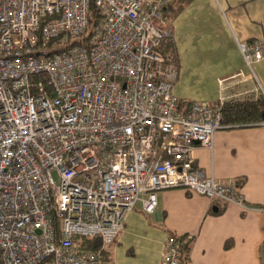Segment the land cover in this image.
Listing matches in <instances>:
<instances>
[{
    "label": "built area",
    "instance_id": "built-area-1",
    "mask_svg": "<svg viewBox=\"0 0 264 264\" xmlns=\"http://www.w3.org/2000/svg\"><path fill=\"white\" fill-rule=\"evenodd\" d=\"M92 1L90 27V0H0V264H107L126 212H152L162 188L242 204L235 182L193 164L227 125L222 99L178 107L158 49L172 0ZM236 42L255 77L264 41ZM184 240L168 233L158 264H180Z\"/></svg>",
    "mask_w": 264,
    "mask_h": 264
},
{
    "label": "crops",
    "instance_id": "crops-1",
    "mask_svg": "<svg viewBox=\"0 0 264 264\" xmlns=\"http://www.w3.org/2000/svg\"><path fill=\"white\" fill-rule=\"evenodd\" d=\"M177 68L171 91L180 101L215 102L264 94V52L249 74L237 40L264 41V0H189L170 19ZM193 164L235 182L242 204L183 186L156 191L152 212L140 201L106 246L107 264H158L168 233L190 237L180 264H264V123L222 126L211 148L195 145Z\"/></svg>",
    "mask_w": 264,
    "mask_h": 264
},
{
    "label": "trees",
    "instance_id": "trees-1",
    "mask_svg": "<svg viewBox=\"0 0 264 264\" xmlns=\"http://www.w3.org/2000/svg\"><path fill=\"white\" fill-rule=\"evenodd\" d=\"M189 0H172L162 7V13L166 19V23L169 24L176 13L182 8V6ZM89 16L90 27L97 20L99 16L98 7L92 0L89 2ZM89 27V28H90ZM158 49L165 55L170 56L175 60L173 53V46L170 37L163 38L158 45ZM179 109L186 108L191 101L177 100ZM220 120L223 124L228 126L240 125L247 123H257L264 117V94L259 93L256 96H249L245 98H230L224 99L220 107ZM184 237V242L180 249L181 262L187 259L190 249V237L186 234H179ZM78 247L81 249H94L99 246L98 236H77ZM106 248L103 250L105 253ZM105 258V256H104Z\"/></svg>",
    "mask_w": 264,
    "mask_h": 264
}]
</instances>
